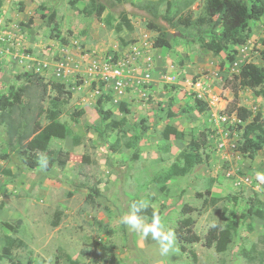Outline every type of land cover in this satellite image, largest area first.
Instances as JSON below:
<instances>
[{"label": "rangeland", "instance_id": "obj_1", "mask_svg": "<svg viewBox=\"0 0 264 264\" xmlns=\"http://www.w3.org/2000/svg\"><path fill=\"white\" fill-rule=\"evenodd\" d=\"M71 1L1 0L0 92L22 88L23 104L0 114V253L15 245L12 259L21 264H66L56 260L58 248L80 264H264V217L247 214L251 203L264 210V182L257 179V173L264 174V149L250 158L242 146L253 117L260 114L264 121V96L256 94L259 89L234 92L221 86L245 63L263 64L264 17L250 23L247 44L230 45L215 55L175 37L161 18L174 15L182 0H97L104 5L101 17L88 15L91 0L75 6ZM152 1L160 4L157 18L145 9ZM204 2L195 0L190 7L194 18L204 14ZM52 12L57 28L41 18ZM121 13L133 32L115 31ZM31 17L33 25L28 24ZM148 23L163 28L171 49L154 47L159 33ZM57 33L59 39L53 37ZM228 55L235 60L228 61ZM51 83L64 84L71 93L62 96L67 100L59 116L71 133L50 143V149L68 153L69 160L45 172L25 166L19 151L34 141L35 122L48 123L44 111L57 96ZM101 95L111 97L105 108L122 123L118 128L102 123L97 113ZM171 101L175 113L188 112L168 118ZM228 102L248 108L252 118L242 122L228 115ZM142 120L148 127L144 134ZM167 125L185 137L165 140ZM258 131L264 134V124ZM202 135H207L201 152L210 156L208 162L158 182L159 175L181 164L179 155L190 141ZM207 190L217 199L214 205H204ZM133 203L144 205L139 215L145 224L155 215L165 233H174L175 245L167 256L151 236L121 224ZM184 205L196 211L183 213ZM232 214L238 228L226 252L207 248L204 239L183 244L186 252L181 250L178 230L191 227L204 238L213 225L224 227ZM93 242L114 248L106 261L93 262Z\"/></svg>", "mask_w": 264, "mask_h": 264}, {"label": "trees", "instance_id": "obj_2", "mask_svg": "<svg viewBox=\"0 0 264 264\" xmlns=\"http://www.w3.org/2000/svg\"><path fill=\"white\" fill-rule=\"evenodd\" d=\"M80 0L71 1V5L75 6ZM195 0H182L178 5L177 12L172 16H161V18L168 23L169 28L176 31L175 37L184 40L189 44H199L202 48L212 52L215 55L220 54L228 49L230 45L244 46L247 44L251 37L252 21H260L264 17V0H205L203 11L204 14L196 18L193 17V11L190 7L194 4ZM2 4L0 0V5ZM159 2H147L145 9L154 17H159L158 8ZM103 7L97 0H91L90 5L86 11L89 16L95 15L101 17L103 15ZM42 10H47L46 7L41 6ZM185 10H188L185 13ZM41 18L46 21L48 26L57 28L56 13L52 12L50 15L46 13L41 14ZM34 19H29V25H33ZM107 24L112 26L108 21ZM147 27L155 30L159 35L154 40L155 48H168L171 49L172 45L169 40L164 36L163 28L153 23H148ZM217 28L219 30H217ZM117 33L127 30L133 32L134 26L130 22L126 13H121L119 22L114 27ZM54 38L59 39L60 35L57 33L53 35ZM124 42V40H122ZM264 46V40L262 41ZM259 54L263 61L262 65H257L252 62L245 63L239 73L233 74L231 77L225 79L221 86L224 89L231 91H239L245 88L259 89L256 91L257 95L264 96V48L259 50ZM228 61L233 62L235 55H228ZM224 63L221 64L223 68ZM52 89L57 93V96L52 99V108L46 109V119L48 123L43 126L40 122H35L32 129V135H35L33 142H28L25 145V150L19 151L22 156V162L29 169L35 170L41 168L45 172L52 170L54 164L58 161L66 162L69 160V154L62 150L50 149V143L53 138L65 139L71 133L70 129L62 122L59 121L61 115V107L67 99H61L62 96H71L70 91L65 89L64 84L51 83ZM105 97V98H104ZM111 100V97L101 95L97 100V113L101 118L102 123L108 129L118 128L122 123L112 119L113 113L105 108V104ZM200 104L202 101L197 100ZM23 104V89L11 86L8 93L0 92V114H9L13 109ZM172 101L169 103L167 111L168 118H177L180 115L187 113L184 110L180 114L175 113L172 109ZM128 112V111H126ZM225 112L228 115H235L238 120L248 122L252 118V112L243 106H239L234 102H228ZM79 114V113H78ZM144 120L141 121L142 132L144 134L148 127L144 126ZM264 124L261 115L253 117V121L245 127V138L243 142L244 153L248 154L250 158H254L255 154L264 149V134L260 133L258 129ZM20 136V133L19 135ZM165 140L171 137L176 139H183L185 133L178 130L172 125H167L163 131ZM140 140L137 137L136 142ZM135 142V143H136ZM207 135H202L201 140H191L183 152L179 155L181 164H174L170 169L159 175L157 181H168L172 178L184 176L188 174L196 165H201L208 162L210 156L203 157L202 150L206 146ZM9 146L11 150H15L13 138H10ZM128 147L136 148V144H128ZM41 155L45 159L40 160ZM138 155L134 153L133 158L137 159ZM98 194V192H96ZM210 190L206 191L204 205H214L217 199L210 197ZM196 209L189 205H184L182 212L189 214L195 212ZM150 212V211H149ZM145 214V213H143ZM248 217H264V210L255 207L251 203L247 209ZM238 219L235 214H232L230 220L223 227L221 224L213 225L204 238H201L191 227L182 228L176 233L177 240L181 245V250L186 252L183 244H197L201 243L204 239V246L207 248H215L218 253H224L228 250L233 242V238L237 232ZM93 248V262L98 263L106 261L109 254L113 251L112 246H102L98 242H93L90 245ZM15 245L5 246L0 253V261L8 258L12 261L11 264H21L18 261H13V249ZM192 254V251H188ZM56 260L60 263L66 264H80V261L73 258L63 248H58L56 251ZM28 264H32L31 261Z\"/></svg>", "mask_w": 264, "mask_h": 264}, {"label": "clouds", "instance_id": "obj_3", "mask_svg": "<svg viewBox=\"0 0 264 264\" xmlns=\"http://www.w3.org/2000/svg\"><path fill=\"white\" fill-rule=\"evenodd\" d=\"M257 179L264 182V174L257 173ZM144 205L140 203H133L130 210L120 218L122 225L130 230L147 238L151 236L157 242L162 256H167L175 245V236L172 232L165 233L162 230L159 219L153 215L152 223L145 224L139 213L143 210Z\"/></svg>", "mask_w": 264, "mask_h": 264}, {"label": "built area", "instance_id": "obj_4", "mask_svg": "<svg viewBox=\"0 0 264 264\" xmlns=\"http://www.w3.org/2000/svg\"><path fill=\"white\" fill-rule=\"evenodd\" d=\"M117 72H118V71H116V73H115V74H117ZM117 84L119 85V84H121V83H120L119 81H117Z\"/></svg>", "mask_w": 264, "mask_h": 264}]
</instances>
